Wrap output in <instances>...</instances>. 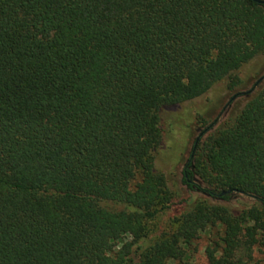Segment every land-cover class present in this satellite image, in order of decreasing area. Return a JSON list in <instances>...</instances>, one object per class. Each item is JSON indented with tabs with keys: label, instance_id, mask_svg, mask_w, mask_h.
Wrapping results in <instances>:
<instances>
[{
	"label": "trees",
	"instance_id": "1",
	"mask_svg": "<svg viewBox=\"0 0 264 264\" xmlns=\"http://www.w3.org/2000/svg\"><path fill=\"white\" fill-rule=\"evenodd\" d=\"M258 56L253 0H0V264H173L216 225L207 264H244L264 235V75L213 133L199 114L186 198L155 153L164 110L235 92ZM233 196L251 204H213Z\"/></svg>",
	"mask_w": 264,
	"mask_h": 264
},
{
	"label": "rangeland",
	"instance_id": "2",
	"mask_svg": "<svg viewBox=\"0 0 264 264\" xmlns=\"http://www.w3.org/2000/svg\"><path fill=\"white\" fill-rule=\"evenodd\" d=\"M235 75L243 81L235 92L240 94L247 92L254 82L264 75V58L261 56L254 58ZM226 83L227 81L219 83L208 96L198 101L167 108L162 113L163 142L155 153V164L157 170L166 175L171 190L180 198H186L188 195L187 187L182 182L183 169L192 152L194 141L201 131V125L197 124L199 114L209 123L216 121L217 124L210 131L213 133L228 119L236 116L245 104V97L240 96L228 107L226 106L230 98L236 94L226 90ZM213 204L238 212L241 208L250 205L251 201L233 196L228 203L220 201ZM182 212V206L175 201L174 206L159 215L155 234L163 236L172 233L176 227V219ZM245 227L246 224H239L237 229ZM222 232L223 228L220 225L198 232L195 240L183 246L182 259L173 264H207V253L219 242ZM257 240V244L250 251L242 249L238 252L237 257L244 264H264V235L259 234Z\"/></svg>",
	"mask_w": 264,
	"mask_h": 264
},
{
	"label": "water",
	"instance_id": "3",
	"mask_svg": "<svg viewBox=\"0 0 264 264\" xmlns=\"http://www.w3.org/2000/svg\"><path fill=\"white\" fill-rule=\"evenodd\" d=\"M253 1L256 2L257 4L264 5V1H263V0H253ZM262 80H263V77L260 78V79L255 83L254 87L257 86ZM251 92H252V90H249V91L244 92V93H242V94L245 95V94H249V93H251ZM242 94L239 93V94H235V95H233V96L230 98L228 104L231 103V102H233L236 98H238V96H240V95H242ZM205 132H206V130H205ZM201 135H202V134H200V136H201ZM196 139H197V140H196V142H195V146H196V143H197V141H198V138H196ZM192 156H193V154H192ZM192 156H191V157H192ZM229 194H230L229 191H227V192H222V193L220 194V196H225V195H229Z\"/></svg>",
	"mask_w": 264,
	"mask_h": 264
}]
</instances>
